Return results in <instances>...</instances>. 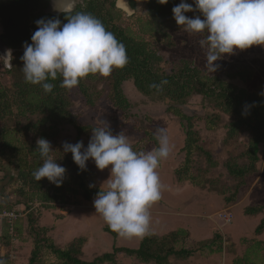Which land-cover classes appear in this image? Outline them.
I'll list each match as a JSON object with an SVG mask.
<instances>
[{
  "label": "trees",
  "instance_id": "16d2710c",
  "mask_svg": "<svg viewBox=\"0 0 264 264\" xmlns=\"http://www.w3.org/2000/svg\"><path fill=\"white\" fill-rule=\"evenodd\" d=\"M127 1L131 10H135L137 3L141 2L145 11V17L137 19L134 26L124 27L118 23L123 12L115 7V0H88L73 10L74 12H87L98 18L106 30L112 32L118 41L123 43L128 57V62L123 68H115L107 77L90 74L81 79L76 86L77 91L87 106H93L100 96V91L94 88V83L102 81L106 86L105 98L119 112V118L123 123H126L130 108L121 88L125 81L130 80L133 88L145 97L156 96L164 100L168 104L165 112L179 119L184 134L181 149L183 158L173 170V175L178 183L188 182L199 188H203L207 183L209 186H214L212 181L203 177V173L216 167L217 164L211 154L200 146V137L194 128L195 122L201 121L206 131H215L223 118H226L222 124L224 135L221 142L223 145L235 142L243 133L247 136L244 151L238 157L228 156L222 163L226 174L235 181L232 191H227L225 186L217 188V193L224 203H234L239 188L244 185L245 177L256 172V164L260 160V153L264 146V95H261L264 93V84L252 90H246L232 83L233 80H238L240 83L250 81L254 74L253 69L238 67L235 71L222 75L208 73L189 59L180 58L167 62L160 48L174 46L170 32H176L178 25L173 18L172 8L181 0H168L167 4H160L158 0ZM186 2L191 4V0H186ZM34 6L33 0H0V19L5 21L16 17H30L32 24L26 27V31L28 28L36 31L35 22L41 18L58 17L62 23L67 22L63 13L27 15ZM196 13L200 15L199 12ZM17 55L21 57L23 53L15 52L12 57ZM162 80H167V84L161 91L149 87L150 84H159ZM61 81L62 77L59 76L56 80L49 79L47 82L53 83L55 87L50 93H45L40 85L26 83L23 78L20 82L14 83V92L10 100L7 99L5 92L2 94L0 90V119L6 114H12V108L16 110L17 116L24 119V123H17L15 129L16 136H19V144L16 145L11 141H4L0 144V171L5 168L14 171L17 180L39 191L42 201L46 204L59 201L57 194L62 184L56 185L57 188L53 189L58 191L53 192L50 187H44L41 180L37 181L34 178L33 172L43 162L36 149L37 139L45 138L51 144V141L58 136L61 127L68 125L75 132V144L79 142L80 136L89 133L94 128L78 122V115L70 110L71 104L67 89L60 87ZM193 94L200 95L209 101L208 109L201 117L179 113L175 107L183 105ZM246 105L248 109L245 114ZM143 132L145 137L142 142L151 141L154 149L157 148L156 138L146 130ZM136 150L139 151L140 148ZM194 155L204 159L206 169L193 168ZM56 159H58V164L67 169L65 176L72 180V183L77 184L82 197L85 200L95 198L100 189L97 187L83 189L81 178L85 173L74 163L72 154L61 155L59 153ZM2 160L5 166L1 167ZM12 180L13 178L9 177L7 184ZM226 192L229 194L226 195ZM1 206L11 207L10 204L0 203V208ZM48 206L44 208H50ZM24 208L29 207L24 205ZM263 211L264 204H259L245 207L243 214L255 215ZM34 224L35 221L27 216V226L32 237V249L27 258V264H117L118 254L132 257L142 263L169 264V258L185 260L194 253L193 249L177 247L179 243L185 242L188 238V232L180 229L160 236L149 232L140 239L136 248L113 247L111 252H105L90 261H84L81 258L82 246L86 242L84 237L73 238L60 247L47 237L46 228L37 227ZM263 229L264 215L255 227L254 234L260 235ZM102 231L113 237L118 235L108 225L103 226ZM241 242H251L257 252L262 251L264 247L261 241L253 243L244 238ZM197 249L206 250L209 254L219 253L222 249L220 233H214L211 238L199 241ZM49 256L54 261H48L46 258ZM232 264L252 263L247 256H242L234 258Z\"/></svg>",
  "mask_w": 264,
  "mask_h": 264
},
{
  "label": "rangeland",
  "instance_id": "374dc122",
  "mask_svg": "<svg viewBox=\"0 0 264 264\" xmlns=\"http://www.w3.org/2000/svg\"><path fill=\"white\" fill-rule=\"evenodd\" d=\"M122 7L125 0H118ZM126 7V5H125ZM118 8V7H117ZM118 23L122 26H134L137 19L145 17V11L141 2H138L135 10L121 9ZM199 15L189 12L187 16ZM201 18H203L201 16ZM174 46L172 48L161 47V53L167 62L177 59H189L198 67L211 73L206 68V48H202L200 40L204 39L205 33H189L178 25L176 32H170ZM24 53V51H20ZM9 59V58H8ZM10 69L2 71L1 68L9 67V61L0 58V90L4 91L8 100L14 92V83L24 78L22 72L23 62L20 56L10 57ZM219 67L213 73L226 74L235 71L236 68L253 69L254 74L250 81L240 83L233 80L232 83L246 90H252L264 84V45H253L245 50H237L232 55H224L215 62ZM94 88L100 91V96L93 106H87L76 87L68 90L67 96L70 101V110L78 115V122L91 127L103 126L102 122H108L113 134L121 131L129 138L133 149L149 151L154 149L153 142L144 141V130L150 132L155 138L158 128L166 130L170 143V154L162 159L156 172L159 176L161 199L149 207L150 224L145 233L164 235L175 230H186L188 238L177 247L193 249L194 253L185 260L169 258V264H232L234 258L247 256L252 264H264V247L262 251H256L251 242L242 243L241 239L254 242L261 241L264 244V229L260 235L254 234V229L264 215V211L255 215H244L243 209L248 206L264 204V146L260 153V160L256 164V172L245 177L244 185L239 188L234 203H224L217 193V188L225 186L231 192L235 181L230 178L222 163L228 156L238 157L246 147L247 136L241 134L238 139L223 145L221 140L224 135L222 123L215 131H206L201 121L195 122L200 146L208 151L217 166L210 168L203 177L212 181L214 186L205 184L199 188L188 182L178 183L173 175V170L180 164L183 158V128L179 119L173 114L165 112L167 103L156 96L145 97L138 93L130 80L125 81L121 88L123 95L130 104L126 123L119 118V112L106 100V86L102 81H96ZM209 101L202 96L193 94L183 105H176L179 113L196 115L201 117L208 109ZM12 108V114H6L0 119V144L11 141L19 144V136H16L17 123H24V119L17 116ZM92 131L79 137L87 147ZM76 135L74 130L63 125L58 136L51 141L53 151L50 153L54 158L65 154L62 144L69 142L74 144ZM158 143V141H157ZM159 146V145H158ZM1 150V145H0ZM67 154V153H66ZM55 158V159H56ZM59 159L61 157H58ZM58 160V159H57ZM242 162V160H238ZM1 167L5 166L3 160ZM193 168L206 169V163L202 157L193 156ZM81 181L83 189L94 185L98 189H107V180L110 178L109 168L100 170L93 160L87 162ZM9 177L13 180L8 183ZM70 181V182H68ZM65 176L61 189H53L55 184L47 178L41 179L42 185L50 187L53 192L58 191L59 201L46 204L41 199V193L34 190L26 183L17 180L14 171L3 169L0 171V203L10 204V208L1 206L0 211H14L17 218L8 224L0 222V258L6 260V264H27V258L32 249V237L27 226V216L35 221V226L47 229V237L57 246H64L73 238L84 237L86 242L82 246L81 258L90 261L94 257L111 252L113 247L136 248L140 239L145 235L131 238L103 232L102 227L107 225L103 217L96 213L93 199L85 200L77 184L71 182ZM79 185V184H78ZM57 188V187H56ZM226 192V195L229 194ZM26 205L27 209L24 208ZM45 209L44 207H47ZM7 226V227H6ZM9 226V227H8ZM214 233H220L222 237V249L219 253L209 254L206 250H198L199 241L209 239ZM8 245V246H7ZM196 249V250H195ZM48 261H54L50 256ZM117 264H153L142 263L132 257L122 254L116 256ZM107 264V263H105Z\"/></svg>",
  "mask_w": 264,
  "mask_h": 264
},
{
  "label": "clouds",
  "instance_id": "9594fccd",
  "mask_svg": "<svg viewBox=\"0 0 264 264\" xmlns=\"http://www.w3.org/2000/svg\"><path fill=\"white\" fill-rule=\"evenodd\" d=\"M167 4L168 0H158ZM194 5V6H193ZM75 0H53V10L65 15L66 23L58 18H41L35 23L31 43L25 42L20 57L26 83L40 85L50 93L55 85L47 82L62 77L60 87L71 90L90 74L109 76L115 68H123L128 57L126 48L103 23L87 12H74ZM189 12L200 15L189 17ZM177 25L189 33H205L200 40L206 48V68L215 72V62L224 55L245 50L253 45H264V0H186L172 8ZM201 16L203 18H201ZM11 55L8 50L7 56ZM167 80L152 83L150 88L161 91ZM264 95V93H261ZM248 106H245V114ZM92 129L87 147L83 141L64 142L63 152L71 153L81 171L91 159L98 169L109 168L107 189H101L93 200L108 227L121 237L140 236L148 231L149 207L161 199L159 176L156 169L170 154L167 132L158 128V147L134 150L123 131L113 134L108 122ZM42 164L33 172L37 181L47 178L60 186L67 169L57 163L50 153L53 148L45 138L36 141ZM94 187V185H89ZM0 264L6 260L0 258Z\"/></svg>",
  "mask_w": 264,
  "mask_h": 264
},
{
  "label": "flooded vegetation",
  "instance_id": "af4514ba",
  "mask_svg": "<svg viewBox=\"0 0 264 264\" xmlns=\"http://www.w3.org/2000/svg\"><path fill=\"white\" fill-rule=\"evenodd\" d=\"M34 1V8L31 12H28L27 15H38V14H49V15H59V12H53L50 10V5L53 3V0H33ZM85 1L88 0H75V7L78 5H83ZM125 5L127 8L128 1L125 0ZM115 7L121 8L122 5L120 1L115 0ZM73 9V10H74ZM130 9V8H129ZM14 22V25H13ZM32 24V20L30 17L23 16V17H16L8 20L0 19V58L4 61H9V67L1 68L2 71H7L10 69V57L15 52L24 51L23 45L25 42L31 43V36L34 33L31 28H28L27 31L25 30L26 27H30ZM8 50H10L11 55L7 56ZM9 58V59H8ZM1 89V88H0ZM2 91V90H1ZM4 91L1 93L3 94ZM0 93V95H1Z\"/></svg>",
  "mask_w": 264,
  "mask_h": 264
},
{
  "label": "built area",
  "instance_id": "2783aa9c",
  "mask_svg": "<svg viewBox=\"0 0 264 264\" xmlns=\"http://www.w3.org/2000/svg\"><path fill=\"white\" fill-rule=\"evenodd\" d=\"M17 218V214L14 211H0V222L5 221L10 224Z\"/></svg>",
  "mask_w": 264,
  "mask_h": 264
},
{
  "label": "water",
  "instance_id": "95a60500",
  "mask_svg": "<svg viewBox=\"0 0 264 264\" xmlns=\"http://www.w3.org/2000/svg\"><path fill=\"white\" fill-rule=\"evenodd\" d=\"M193 3V0H191V4ZM60 5V0H58V6ZM50 10L53 11V12H56L53 10V3H51L50 5Z\"/></svg>",
  "mask_w": 264,
  "mask_h": 264
},
{
  "label": "bare ground",
  "instance_id": "6f19581e",
  "mask_svg": "<svg viewBox=\"0 0 264 264\" xmlns=\"http://www.w3.org/2000/svg\"><path fill=\"white\" fill-rule=\"evenodd\" d=\"M126 7H125V5H124V7H122V9H125Z\"/></svg>",
  "mask_w": 264,
  "mask_h": 264
}]
</instances>
